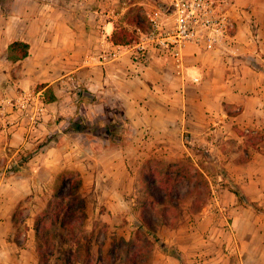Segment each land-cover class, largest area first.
Returning a JSON list of instances; mask_svg holds the SVG:
<instances>
[{
	"label": "crops",
	"instance_id": "1",
	"mask_svg": "<svg viewBox=\"0 0 264 264\" xmlns=\"http://www.w3.org/2000/svg\"><path fill=\"white\" fill-rule=\"evenodd\" d=\"M104 1L51 0V6L74 7V11H66L71 17L69 23H64L65 32L61 31L60 21L57 23L61 26L54 32L43 25L46 22L43 17L39 18L37 23L43 28L38 37L39 54L49 51L50 55L59 54L64 58L49 63L35 61L33 44L26 31H21L3 50L0 99L7 96L2 88L5 84L21 92L19 88L47 83L57 99L45 103L44 129L48 119L70 111L74 89L85 85L111 101H124L126 115L141 133L151 130L150 133L169 136L190 131L199 143L208 145L212 164L223 165L225 173L219 174V181L215 183L219 186L200 211L184 215L176 227L157 225L151 234L156 235L153 263H264L261 249V244L264 248V222L261 223L260 215L251 208L238 204L239 198L232 189L234 185L241 188L246 197L264 209L261 0H226L233 27L221 38L204 36L187 46L185 81L174 74L167 55L152 53L145 64L138 65L124 45L114 44L111 41L114 23L104 19V14L97 15L90 10ZM7 23L0 31L2 38L9 33ZM14 40L30 44L29 55L17 62L10 61L7 54L8 45ZM103 55H109V60L103 61ZM13 68L15 77L9 73ZM50 70L54 72L47 76L41 74ZM193 77H199L200 81L193 82ZM165 121L161 125L162 133L156 131L159 127L155 124ZM30 128L27 129L24 121L17 123L9 128L11 136L5 143L18 147L19 151L23 136ZM4 131L7 130L0 133ZM69 146L78 145L69 143ZM4 147L7 146L1 144L0 149ZM114 176L118 178L117 174ZM111 207L112 211H119L118 206Z\"/></svg>",
	"mask_w": 264,
	"mask_h": 264
},
{
	"label": "rangeland",
	"instance_id": "2",
	"mask_svg": "<svg viewBox=\"0 0 264 264\" xmlns=\"http://www.w3.org/2000/svg\"><path fill=\"white\" fill-rule=\"evenodd\" d=\"M50 2L0 0V31L6 22L9 30L4 38L0 36V62L3 61L6 43L21 35V31H26L33 44L35 61L49 63L63 57L50 55L49 51L39 54L41 40L38 37L43 29L37 23L39 18L45 19L43 25L50 31H56L61 26L57 23L60 21L61 31L65 32L64 23H69L71 17L66 11H74V7L58 8L51 6ZM156 3L158 0H105L90 10L97 15L104 14V19L114 23L115 30L126 27L138 37V28L146 29V11ZM132 20L135 22L130 23ZM261 22V69L264 70V0H261ZM136 24H142V27ZM53 72L42 71L41 74L47 76ZM9 73L11 77L16 76L14 68ZM39 84L19 88L21 92H15L7 84L2 86L7 96L0 99V132L7 131L0 133V146L7 147L0 149V264L39 263L35 221L55 193L66 194L69 180L62 184L66 173L82 179L79 194L86 211L85 215L69 216L67 220L74 231L83 230L91 241L89 262L84 263L83 259L71 255L70 264H154L152 250L156 235L153 237V231L141 226V215L152 220L157 229V225L163 223L157 216L158 210L169 208L148 197L141 189V174L145 172L160 183L155 192L158 198H163L168 191L171 193L175 200L171 215L180 220L209 203L215 187L219 186L215 185L219 174L225 173L223 165L212 164L208 145L199 143L190 131L169 136L150 133L151 130L141 133L135 130L130 119L131 134L125 144L118 143L115 137L105 133L97 116L107 110L106 102L127 110L124 101H111L102 95L103 103H82L79 106L78 93L87 89L85 85L74 89L70 111L48 119L47 127L42 129L47 107L44 90L37 91ZM76 110L81 115H74ZM80 117L84 122L79 129L84 133L78 129L71 130ZM23 121L27 129L31 128L23 136L22 147L17 151L18 147H9L5 142L11 136L9 128ZM164 123L167 122L156 123L159 127L156 131L162 133L161 125ZM69 143L78 146H69ZM111 174H117L118 178ZM238 188L234 185L232 189ZM251 202L243 190L240 191L238 204L251 208L260 215L263 223L264 209ZM111 206H118L119 211H112ZM61 220L53 216L43 224L46 238L50 241V264H68L65 250L70 245L61 237L64 232ZM246 232L252 233L250 230ZM261 249L264 250L262 244Z\"/></svg>",
	"mask_w": 264,
	"mask_h": 264
},
{
	"label": "trees",
	"instance_id": "3",
	"mask_svg": "<svg viewBox=\"0 0 264 264\" xmlns=\"http://www.w3.org/2000/svg\"><path fill=\"white\" fill-rule=\"evenodd\" d=\"M134 22V20L130 21V23ZM136 26L142 27V24H136ZM136 38V33L129 31L126 27H121L114 31L111 36V41L116 45H126L132 43ZM29 51L30 44L27 41L14 40L8 45V59L12 62L23 60L29 55ZM41 90H44L46 101L53 102L57 99L53 88L48 86L47 83H41L37 86V91ZM78 97L79 106L82 103H87V105L103 103L102 95L91 92L88 89H85L82 92L80 91L78 93ZM106 105L107 110L101 115L99 114V116H97L99 118V124L101 127H103V129H105V133L115 137L116 140L119 141L118 143L125 144L129 138V135L131 134L130 118L126 115L125 110L120 106L111 105L108 102H106ZM78 109L80 110V107H78ZM79 110H76L74 115H81ZM63 117L66 118V116ZM72 119H75V117L72 116ZM83 122L84 118L80 117V121L75 124V127L72 125L71 130H80ZM81 132H83V130ZM66 180H69V188L66 194L61 195L60 192L55 193L53 198L49 201L48 206L36 218L34 229L37 242V251L39 254L38 264H50V241L46 238L43 224L45 223L46 219L53 216H55L56 219H62L61 223L63 224L64 232L63 236L61 237L65 243L70 245L68 250H65V254L68 256L67 263L70 264L71 255L78 257L79 260L83 259L84 263L89 262V257L91 254V241L89 236L81 229L74 231V229L70 227L71 222L67 220L69 216L77 218L79 214L85 215L86 213L85 203L79 194V190L82 185V179L76 178L74 174L66 173L64 182L62 184H65ZM140 184L141 189L148 197L163 203V207L169 208L167 210H158L157 212V216L163 220V224L171 227L177 225L179 219L177 216L171 215L170 211V209L175 206V200L170 196L171 193L168 191L165 193L163 198H158L155 192L160 188V183H157L156 180H153L145 172L141 174ZM233 191L239 198V193L242 191V189L238 188ZM251 204L254 205V202H251ZM201 209L202 206L197 210V212ZM173 219L175 220L174 223H172ZM140 221L141 226L147 227V229H149L151 232L156 231V226L153 225L152 220L148 219L144 214L141 215Z\"/></svg>",
	"mask_w": 264,
	"mask_h": 264
},
{
	"label": "built area",
	"instance_id": "4",
	"mask_svg": "<svg viewBox=\"0 0 264 264\" xmlns=\"http://www.w3.org/2000/svg\"><path fill=\"white\" fill-rule=\"evenodd\" d=\"M146 11V29L138 28L137 39L124 45L138 65H143L152 53L167 55L174 74L187 79L186 48L204 36L221 38L233 27L226 0H158ZM103 61L109 55L102 56ZM193 77V82H199ZM43 111V107H40Z\"/></svg>",
	"mask_w": 264,
	"mask_h": 264
}]
</instances>
